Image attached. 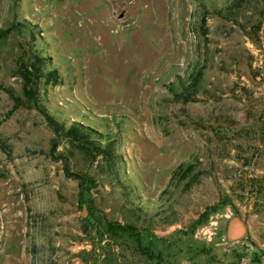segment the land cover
Returning <instances> with one entry per match:
<instances>
[{"label":"rangeland","instance_id":"1","mask_svg":"<svg viewBox=\"0 0 264 264\" xmlns=\"http://www.w3.org/2000/svg\"><path fill=\"white\" fill-rule=\"evenodd\" d=\"M234 1L0 0V264H264V0ZM30 47L59 73L47 109L116 137L129 196L24 99ZM181 161L192 180L169 181ZM129 199L151 227H120ZM231 209L247 231L226 241Z\"/></svg>","mask_w":264,"mask_h":264},{"label":"trees","instance_id":"2","mask_svg":"<svg viewBox=\"0 0 264 264\" xmlns=\"http://www.w3.org/2000/svg\"><path fill=\"white\" fill-rule=\"evenodd\" d=\"M244 0H235L234 3L240 5ZM264 13V9L260 10ZM20 27H24L23 22L16 23ZM263 20L259 17L252 25L251 37L256 38L261 30ZM6 28H0V36L6 32ZM15 74L20 78L21 93L28 102L32 104L45 118L47 123L57 135H64L68 139L79 146L87 155L90 156L92 162L97 161L96 165L102 171L109 173L121 186L123 194L129 196L130 188L126 180L120 177V165L122 155L116 148V137L109 134L97 132L90 125L83 124L80 121H71L68 125L59 119L54 113L50 112L40 98V87L42 82H57L58 70L52 66L50 57L39 49L28 48L26 55L21 56L16 66ZM199 74L192 75L189 79H185L180 83V88L175 93L183 97L185 100L192 99V95L199 88ZM10 91V87L6 86ZM11 93V92H10ZM13 98L21 103L24 99L19 94L12 93ZM58 141L56 136L52 138V148L54 149ZM58 158L63 159L65 171L74 177H82L79 171H70L68 157L60 151ZM194 174V166L187 161L179 162L172 170L170 180L174 178L183 180H192ZM190 178V179H189ZM128 201V202H127ZM121 203L119 212L124 220L120 225L124 230L130 232H138L139 229H148L152 226L154 217L145 214L144 209L139 203H133L131 199ZM119 225V224H118Z\"/></svg>","mask_w":264,"mask_h":264},{"label":"water","instance_id":"3","mask_svg":"<svg viewBox=\"0 0 264 264\" xmlns=\"http://www.w3.org/2000/svg\"><path fill=\"white\" fill-rule=\"evenodd\" d=\"M216 221L226 241L239 239L247 231V224L236 209H231L228 213L217 216Z\"/></svg>","mask_w":264,"mask_h":264}]
</instances>
